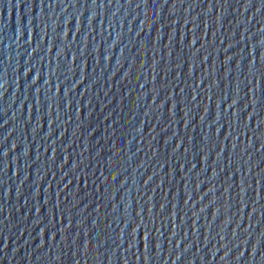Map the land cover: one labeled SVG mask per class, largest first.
Instances as JSON below:
<instances>
[{"label":"water","instance_id":"obj_1","mask_svg":"<svg viewBox=\"0 0 264 264\" xmlns=\"http://www.w3.org/2000/svg\"><path fill=\"white\" fill-rule=\"evenodd\" d=\"M0 264H264V0H0Z\"/></svg>","mask_w":264,"mask_h":264}]
</instances>
